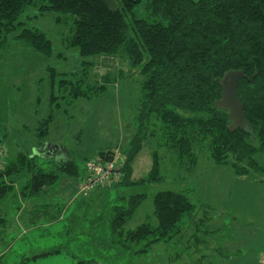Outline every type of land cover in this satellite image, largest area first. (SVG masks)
<instances>
[{
	"label": "rangeland",
	"instance_id": "1",
	"mask_svg": "<svg viewBox=\"0 0 264 264\" xmlns=\"http://www.w3.org/2000/svg\"><path fill=\"white\" fill-rule=\"evenodd\" d=\"M146 3L143 0L138 6V18L146 17ZM58 16H43L39 10L29 9L22 18L27 27L41 30L50 39L52 57L30 53L13 41L0 53V138L5 148L0 147V153L4 151L5 161L20 152L30 156L38 145H60L70 151L80 178L86 180L90 158L128 143L141 98L142 77L140 70L133 71L120 57L82 58L77 49L68 46L74 21L68 17L57 23ZM52 70H56L55 75ZM75 87L86 89L91 97L77 98L71 93ZM52 96L59 98L54 104ZM51 113L50 133L43 141L34 137L33 129L25 133L19 128L20 124L34 128L32 117L43 123ZM156 141L147 142L137 157V180L146 178L151 170ZM159 155L162 182L130 189H110L112 185L106 184L80 195L82 184L62 177L56 186L31 198L27 189L25 196L20 194L30 175L20 174L22 178L15 186L12 178H6L8 195L0 201V264H168V257L178 255L184 260L171 264H190L186 257L196 263L203 256L207 258L202 264H258L264 256L257 247L264 238V201L258 198L264 196V173L251 171L242 180L234 179L226 174H233L232 168L217 165L207 152L199 154L197 166L188 173L176 164L168 149L159 150ZM61 159L64 157L59 154L46 164L48 160L38 156L37 163L51 170ZM256 159L264 165V155ZM166 190L185 193L199 210L192 222L182 224L184 238L173 239L170 250L159 243L143 254H136L139 245L130 251L112 241V207L122 204V195L148 196L125 226L128 231L153 218L152 199ZM213 206L221 211L225 208L224 215ZM213 218L228 224L227 228H206L214 225L215 221L210 224ZM224 242L228 243V254ZM220 252L224 259L215 256Z\"/></svg>",
	"mask_w": 264,
	"mask_h": 264
},
{
	"label": "trees",
	"instance_id": "2",
	"mask_svg": "<svg viewBox=\"0 0 264 264\" xmlns=\"http://www.w3.org/2000/svg\"><path fill=\"white\" fill-rule=\"evenodd\" d=\"M142 3L143 0H0V53L13 41L46 58L53 56V43L45 33L22 21L29 9H37L43 16L59 14L57 23L72 18L68 46L77 49L82 58L120 57L133 71L140 70L142 92L128 143L122 148L100 151L87 162L90 175L88 165L92 161L104 163L113 156L119 158L122 179L108 183L117 190L161 183V149H168L176 164L188 173L194 171L202 152H207L217 165L230 166L238 178L249 176L251 171L264 173V165L256 159L264 155V0H147V15L138 18L136 10ZM52 71L55 75L56 70ZM229 71H242L247 77L237 86L247 125L235 132L229 129L228 113L215 106L223 92L219 80ZM80 88L75 87L71 93L75 92L77 98L91 97ZM58 99L52 96L51 103ZM52 118L51 113L41 121V141L50 133ZM151 141H156L151 170L146 178L134 180L135 161ZM3 150L0 201L8 195L4 180L12 178L15 186L22 173L30 175V182L20 194L27 189L31 198L56 186L62 177L78 181L79 185L86 181L78 180L79 167L71 153H63L64 159L50 170L37 163L33 150L30 156L20 152L5 161ZM44 160L51 163L50 159ZM147 198L146 194L126 193L120 197L122 204L112 207V241L130 251L139 245L141 249L136 254L150 252L159 243L184 238L183 221L192 222L199 211L185 193L159 191L152 199L153 218L126 231L125 226ZM203 258L207 257L199 261L203 262Z\"/></svg>",
	"mask_w": 264,
	"mask_h": 264
},
{
	"label": "water",
	"instance_id": "3",
	"mask_svg": "<svg viewBox=\"0 0 264 264\" xmlns=\"http://www.w3.org/2000/svg\"><path fill=\"white\" fill-rule=\"evenodd\" d=\"M241 79H247L242 71H229L219 80L223 92L221 99L216 101L215 106L228 113L231 121L229 126L231 132L243 129L247 125L244 105L237 93V86ZM37 149H33V156H39L44 159L54 158V156L59 155V151L63 150L59 146L48 143Z\"/></svg>",
	"mask_w": 264,
	"mask_h": 264
},
{
	"label": "built area",
	"instance_id": "4",
	"mask_svg": "<svg viewBox=\"0 0 264 264\" xmlns=\"http://www.w3.org/2000/svg\"><path fill=\"white\" fill-rule=\"evenodd\" d=\"M118 160L119 158L113 156V160L111 159V161H105L104 163L92 161L88 165L90 175L86 181L82 183L79 191L80 194L86 195L100 186L121 180L123 176V164ZM2 167V161H0V169H2ZM262 263L264 264V256L262 258Z\"/></svg>",
	"mask_w": 264,
	"mask_h": 264
},
{
	"label": "crops",
	"instance_id": "5",
	"mask_svg": "<svg viewBox=\"0 0 264 264\" xmlns=\"http://www.w3.org/2000/svg\"><path fill=\"white\" fill-rule=\"evenodd\" d=\"M30 53H33V54H35L34 52H30ZM33 118V122L35 123V125H34V128L32 127V126H29V125H25V124H20V129L22 130V131H24L25 133L26 132H29V129H33V135H34V137H36L38 140L40 139L39 137V134H38V129H39V127H40V124H41V119H39L37 116H34V117H32ZM27 121L29 120V119H26ZM20 123V122H19ZM132 133V132H131ZM38 142V141H37ZM54 145V144H53ZM55 146H59V147H61L60 145H55ZM36 147H39V145L38 146H36ZM35 147V148H36ZM64 147V146H63ZM35 148H32V149H35ZM62 148V147H61ZM63 149V148H62ZM65 152H67V153H70V151L67 149V148H65L64 147V149L63 150H61V151H59V154L60 155H62L63 153H65ZM59 156V155H58ZM137 161V160H136ZM136 161H135V164H134V175H133V179L134 180H137L136 179V173H137V169H136ZM227 170V169H226ZM218 172H221V171H218ZM224 172H226V171H224ZM233 172V171H232ZM227 175H229V176H234V179H238V180H242L241 178H238V177H236L235 176V174H234V172H233V174H231V173H226ZM244 178H246V177H244ZM83 179V177L80 179V181ZM72 184H70V186H71ZM112 186H110L111 187V189H113V188H115V185L114 184H111ZM78 194H79V191H78ZM258 198H260V199H262V201H264V196L262 195V194H260V197H258ZM194 205H196V204H194ZM216 212H219L220 213V216H222V215H224V211H225V208H224V210L223 211H221L220 210V207H218V206H213L212 207ZM212 208H210L211 210H212ZM198 216V215H197ZM206 217V216H205ZM212 218V217H211ZM233 219H235V218H233ZM187 221H189V219L187 220H184L183 222H184V224H185V222H187ZM212 221H215V223H214V225H212L216 230H219V229H225V228H227V225L228 224H225V223H220V222H218L216 219H214L213 218V220H211L210 221V224L212 223ZM183 232V231H182ZM177 239V238H176ZM262 239V241H261V243L258 241V249H260L259 251H264V238H261ZM171 242V243H170ZM172 242H173V240L172 241H169V242H167V243H165V242H163V244H165L166 246H168V249L170 250L171 248H170V245H172ZM233 241H231L230 243H232ZM169 244V245H168ZM223 247L225 248V254H228V252H230V251H228V243L227 242H224V245H223ZM264 253V252H263ZM222 255V252H220V254H216L215 256L216 257H220L221 259H224L225 257H224V255L223 256H221ZM264 255V254H263ZM170 256V255H169ZM173 260H184V258L183 257H181V255H178V257H172V258H170V257H168V264H171V261H173ZM186 260L190 263V264H202V262H200L199 261V259H196V263H193V261H192V259L191 258H189V257H186ZM211 264H213V263H211ZM222 264H224V263H222ZM258 264H263L262 263V260H260L259 262H258Z\"/></svg>",
	"mask_w": 264,
	"mask_h": 264
}]
</instances>
